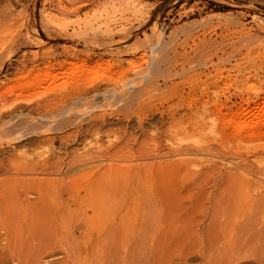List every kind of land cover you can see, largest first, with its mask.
Returning <instances> with one entry per match:
<instances>
[{"label":"rangeland","instance_id":"374dc122","mask_svg":"<svg viewBox=\"0 0 264 264\" xmlns=\"http://www.w3.org/2000/svg\"><path fill=\"white\" fill-rule=\"evenodd\" d=\"M256 178L264 0H0V209L39 180L138 210L26 263L264 264V193L230 183Z\"/></svg>","mask_w":264,"mask_h":264},{"label":"bare ground","instance_id":"6f19581e","mask_svg":"<svg viewBox=\"0 0 264 264\" xmlns=\"http://www.w3.org/2000/svg\"><path fill=\"white\" fill-rule=\"evenodd\" d=\"M207 112L208 110L201 109L197 113L196 122L203 123ZM70 181L72 180H68L66 183L68 186H70ZM260 181L257 178L250 180L235 179L230 183L233 184L232 186H237L238 188L235 189L242 191L245 196H257L258 198L260 194L264 193V182ZM24 182L28 184V181ZM54 185L56 183L48 184L44 181H33L32 188H30L31 192L28 191L29 193L25 196L14 197L15 207L6 206V201L2 204L0 209V237L4 240L5 258L7 260L8 258L9 261L15 259L17 264H28L25 261L28 259L29 252L39 250L45 242L49 241L57 243L56 246L52 245L53 248H57L58 242L62 240L63 232L71 234L76 242L87 244L98 232L104 233L113 228L121 227L127 219L133 224L137 219L136 211L138 210H133L134 208L131 213H128L130 214L129 218H127L128 214L120 211L121 209L114 212L111 207L112 198L104 197L100 191L92 192L91 195L88 194L82 201L71 198V205L63 206L61 200L56 197L57 195L50 196L49 193H46V187L50 188ZM68 192L70 191L68 190ZM260 203H264V201ZM40 254L42 256V253ZM1 257L4 258L3 255ZM46 258L48 260L50 257Z\"/></svg>","mask_w":264,"mask_h":264}]
</instances>
